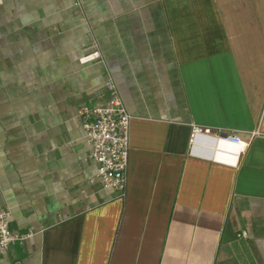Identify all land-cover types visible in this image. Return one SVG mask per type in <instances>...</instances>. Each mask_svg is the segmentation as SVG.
I'll list each match as a JSON object with an SVG mask.
<instances>
[{
	"label": "crops",
	"instance_id": "1",
	"mask_svg": "<svg viewBox=\"0 0 264 264\" xmlns=\"http://www.w3.org/2000/svg\"><path fill=\"white\" fill-rule=\"evenodd\" d=\"M108 76L123 196L78 116ZM0 209L32 231L0 264H264V0H0Z\"/></svg>",
	"mask_w": 264,
	"mask_h": 264
},
{
	"label": "built area",
	"instance_id": "2",
	"mask_svg": "<svg viewBox=\"0 0 264 264\" xmlns=\"http://www.w3.org/2000/svg\"><path fill=\"white\" fill-rule=\"evenodd\" d=\"M75 6L77 10H80L78 2H75ZM97 61H102V57L96 45L78 58L80 64ZM104 87L107 92L106 97L91 105L82 106L78 111V116L89 147L88 158L96 163V180L102 187L118 190L120 196H123L126 185L125 172L128 161L131 116L110 76L105 79ZM250 134L254 136L256 132L252 131ZM200 135L214 137V145L217 144V139L237 144L240 152H243L248 145V142L243 141L237 132L193 125L191 143L194 144ZM8 223V213L0 209V255L10 245L22 243L32 235L30 229L25 232L12 231ZM245 235V231L240 233V236Z\"/></svg>",
	"mask_w": 264,
	"mask_h": 264
},
{
	"label": "water",
	"instance_id": "3",
	"mask_svg": "<svg viewBox=\"0 0 264 264\" xmlns=\"http://www.w3.org/2000/svg\"><path fill=\"white\" fill-rule=\"evenodd\" d=\"M15 264H18V263H15Z\"/></svg>",
	"mask_w": 264,
	"mask_h": 264
}]
</instances>
